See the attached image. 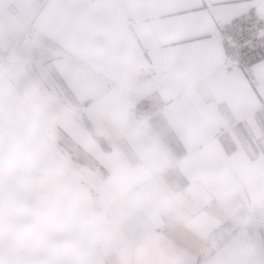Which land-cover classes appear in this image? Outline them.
Returning <instances> with one entry per match:
<instances>
[{
    "label": "crops",
    "instance_id": "1",
    "mask_svg": "<svg viewBox=\"0 0 264 264\" xmlns=\"http://www.w3.org/2000/svg\"><path fill=\"white\" fill-rule=\"evenodd\" d=\"M257 1L0 0L37 44L12 80L50 121L42 147L0 130V233L8 212L84 264H264V58L226 70L218 33Z\"/></svg>",
    "mask_w": 264,
    "mask_h": 264
},
{
    "label": "rangeland",
    "instance_id": "2",
    "mask_svg": "<svg viewBox=\"0 0 264 264\" xmlns=\"http://www.w3.org/2000/svg\"><path fill=\"white\" fill-rule=\"evenodd\" d=\"M32 38L27 20L25 21L0 4V130L6 135L13 133L14 130L19 133L38 135L42 147L48 145L50 141L47 131L50 121L45 115L47 110L45 99L42 98L44 103L42 106L32 105L21 97V88L15 89L10 84L15 61L19 60L14 59L15 55L26 53L28 57L30 51L33 53L34 44H37ZM27 226L28 224L23 222L22 228L20 227L22 232L20 228L15 231L12 219L7 212L6 225L0 236L11 248L17 264H84V259L89 254L88 248L80 247L69 251L36 249L29 241L30 235L25 233ZM41 241L37 240L39 247L45 245L43 240ZM82 243L77 241L74 245L83 246Z\"/></svg>",
    "mask_w": 264,
    "mask_h": 264
},
{
    "label": "built area",
    "instance_id": "3",
    "mask_svg": "<svg viewBox=\"0 0 264 264\" xmlns=\"http://www.w3.org/2000/svg\"><path fill=\"white\" fill-rule=\"evenodd\" d=\"M218 29L225 53L222 66L229 71L240 68L253 81L254 75L251 67L264 58V9L262 5L257 1L249 10L232 20L225 23L218 22ZM10 82L16 89V83L13 80ZM262 143L264 149V137Z\"/></svg>",
    "mask_w": 264,
    "mask_h": 264
}]
</instances>
